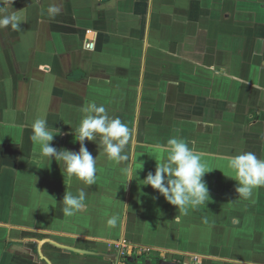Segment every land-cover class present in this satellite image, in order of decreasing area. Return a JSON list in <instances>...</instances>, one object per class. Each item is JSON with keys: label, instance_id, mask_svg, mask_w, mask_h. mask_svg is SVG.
<instances>
[{"label": "crops", "instance_id": "crops-1", "mask_svg": "<svg viewBox=\"0 0 264 264\" xmlns=\"http://www.w3.org/2000/svg\"><path fill=\"white\" fill-rule=\"evenodd\" d=\"M7 15L20 23L0 28V264H264V187L244 199L227 177L232 155L264 159V0H0ZM88 102L131 129L133 180L101 157L67 217L63 168L36 163L31 124L78 151ZM171 137L210 171V201L187 214L143 185Z\"/></svg>", "mask_w": 264, "mask_h": 264}, {"label": "clouds", "instance_id": "clouds-1", "mask_svg": "<svg viewBox=\"0 0 264 264\" xmlns=\"http://www.w3.org/2000/svg\"><path fill=\"white\" fill-rule=\"evenodd\" d=\"M59 12L60 8L56 5L48 8L50 15ZM19 23L15 15L0 17V28L10 26L19 29ZM80 111L81 119L77 126L72 127L74 142L79 144L78 151L52 146L54 137L62 133L57 128L51 130L46 118H37L31 124V141L36 148L35 155L39 157L36 163L46 159L50 165L54 158L63 168L66 191L61 204L62 212L67 217H72L86 206V191L80 188L74 194L73 181L81 182L85 187L94 185L101 157L105 163L117 162L121 174L129 177L127 182L133 180L131 158L126 151L132 136L129 126L119 117H111L103 105L95 102L86 103ZM86 141L97 144L98 155L95 158L86 147ZM152 157L156 161L155 171L148 172L143 185L157 190L182 213L187 214L190 208L206 206L211 197L203 178L210 171H206V165L194 147H190L184 139L171 137L159 145ZM227 166L231 170V175L227 177L237 182L235 191L239 197L248 199L256 189L264 187V159L258 158L255 153L241 151L232 155ZM174 219L178 220L179 217ZM107 224L116 226L117 218L111 217Z\"/></svg>", "mask_w": 264, "mask_h": 264}]
</instances>
